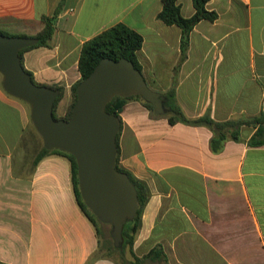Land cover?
Returning a JSON list of instances; mask_svg holds the SVG:
<instances>
[{
	"label": "crops",
	"instance_id": "obj_1",
	"mask_svg": "<svg viewBox=\"0 0 264 264\" xmlns=\"http://www.w3.org/2000/svg\"><path fill=\"white\" fill-rule=\"evenodd\" d=\"M178 4L184 17L195 14L192 0ZM162 8L163 0H0V32L35 37L42 19L56 16L49 46L24 51L22 63L36 84L63 88L58 117L81 78L83 45L117 24L143 37L147 84L164 96L175 88L187 117L264 115V0H208L218 19L194 28L183 62L182 31L158 20ZM30 118L0 75V264H88L99 240L78 206L70 162L49 155L35 165L44 145L37 150ZM121 118L120 165L150 194L136 256L159 250L166 262L149 264H264V145L249 144L257 127L242 126L239 141L229 134L214 152L208 127L172 125L137 99L127 100Z\"/></svg>",
	"mask_w": 264,
	"mask_h": 264
},
{
	"label": "water",
	"instance_id": "obj_2",
	"mask_svg": "<svg viewBox=\"0 0 264 264\" xmlns=\"http://www.w3.org/2000/svg\"><path fill=\"white\" fill-rule=\"evenodd\" d=\"M38 43L35 37L0 34V75L5 92L27 103L31 122L48 150L75 157L79 189L85 205L112 226L114 246L122 249L124 226L134 220L139 200L126 173L116 167L118 119L106 111L115 96L139 95L157 115L171 111L166 98L153 90L141 71L127 59L104 58L76 88L77 102L69 120H56L53 108L60 90L38 85L25 70L20 51Z\"/></svg>",
	"mask_w": 264,
	"mask_h": 264
},
{
	"label": "trees",
	"instance_id": "obj_3",
	"mask_svg": "<svg viewBox=\"0 0 264 264\" xmlns=\"http://www.w3.org/2000/svg\"><path fill=\"white\" fill-rule=\"evenodd\" d=\"M192 1L195 9V14L190 18H186L182 15L181 7L178 4V0H163L162 11L158 14V20L163 22L165 25L177 26L182 31L181 42H180L181 62H183L187 57V51L190 44V35L194 30V28L202 21H208L213 23L218 19V14L216 12L209 11L207 9L208 0H192ZM58 12H56V14ZM55 17L56 16H53L51 18L44 17L42 19V22L44 24L43 29L39 34L35 36V38L38 39V43L32 47L21 50L20 51L21 60H22V53L24 51L37 47L49 46V42L54 34ZM0 34L9 36L3 32H0ZM143 43H144L143 37L139 33L128 28L124 24H117L111 29L103 32L102 34L98 35L92 40L86 42L82 47L79 64H78V70L81 74V78L71 88L72 101L69 106L68 112L64 117H58L57 115V106L63 97V88H55L60 90V96L57 98L54 104V108H53L54 118L56 120L70 119L73 107L77 102V94H76L77 86L91 75V73L94 71V69L102 59L109 58L117 61L124 58L131 61L134 64L135 68L142 72V67L138 60V52L142 49ZM28 73L32 77V74L30 72ZM32 80L34 81L33 77ZM165 98L167 101V105L171 108V111L165 114V116L168 118L169 123L172 125L177 123H182L190 126L208 127L213 133V138L211 140V148L214 152H218L223 149L224 143L228 139L229 134L231 135L232 139L239 141L238 138L239 130L242 126L257 127L256 133L249 141V144L251 146L264 145V115L248 118L244 120H230L226 122H216L209 115H205L199 118H189L186 116L180 105L177 103L175 88H172L170 91H168L165 94ZM129 99L139 100L144 105V107H146L150 112L156 114L154 112L153 105L146 102L139 95L127 96V97L115 96L106 107V111L109 114L114 115L119 121V132L116 140L118 151H117L115 167L119 172L126 173L129 176L130 180L132 181V183L136 188L138 200H139V208L134 220L129 221L124 226L122 233L123 236L122 249L116 248L111 238H105L101 229L99 228L100 221L85 205L79 189L77 161L73 155L68 154L61 150H57V149L48 150L45 147H43L42 150L37 154L34 162L35 165H37L44 157L49 155H60L67 158L68 161L70 162L72 184L78 206L80 207L81 211L84 213L86 218L90 221V223L94 226L96 230L99 240L98 252L102 251L101 245H103V249L105 251V254L98 255L97 253L93 255L92 258L88 261V264H91L92 262L96 261V259L98 258H107L115 261L112 258L114 253H118L119 257L123 261L119 264H144V262L149 259L153 261H162L164 263L166 262L163 251L155 250L145 258H139L136 256L133 250L136 235L141 227L142 215L144 213L145 206L149 200L150 194L146 183L135 178L129 171L124 169L119 162V139L123 126L121 113L127 100ZM127 249L133 258V260H131L130 262H127L124 258V254Z\"/></svg>",
	"mask_w": 264,
	"mask_h": 264
},
{
	"label": "rangeland",
	"instance_id": "obj_4",
	"mask_svg": "<svg viewBox=\"0 0 264 264\" xmlns=\"http://www.w3.org/2000/svg\"><path fill=\"white\" fill-rule=\"evenodd\" d=\"M27 104V103H26ZM28 105V104H27ZM28 108H29V110H30V114H31V109H30V106L28 105ZM31 117V116H30ZM30 120H31V118H30ZM30 128H31V134H34L35 135V137H34V139H35V145H36V148H37V150H40L42 147H43V145H44V143H43V140H42V138L40 137V135L36 132V130H35V128H34V126H33V124H32V122L30 121ZM99 228L101 229V231H102V233H103V235L105 236V238H111L112 239V237H111V231H112V226L110 225V224H105V223H102V222H100V224H99ZM113 240V239H112ZM101 248H102V251L101 252H96V254L98 253V255L100 254V255H102V254H105V251H104V249H103V245H101ZM112 258L116 261V262H118V263H121V262H123L122 260H121V258L119 257V254L118 253H114V255L112 256ZM124 258H125V260L127 261V262H130L131 260H133V258H132V256H131V254L129 253V251H128V249L126 250V252H125V254H124ZM144 264H149V262L148 261H145L144 262Z\"/></svg>",
	"mask_w": 264,
	"mask_h": 264
},
{
	"label": "bare ground",
	"instance_id": "obj_5",
	"mask_svg": "<svg viewBox=\"0 0 264 264\" xmlns=\"http://www.w3.org/2000/svg\"><path fill=\"white\" fill-rule=\"evenodd\" d=\"M151 240V239H150ZM149 241V240H148Z\"/></svg>",
	"mask_w": 264,
	"mask_h": 264
}]
</instances>
